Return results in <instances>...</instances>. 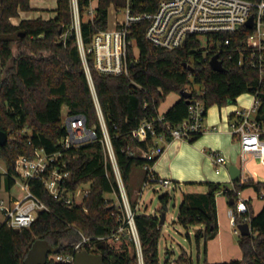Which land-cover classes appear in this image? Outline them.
<instances>
[{
	"label": "trees",
	"instance_id": "obj_1",
	"mask_svg": "<svg viewBox=\"0 0 264 264\" xmlns=\"http://www.w3.org/2000/svg\"><path fill=\"white\" fill-rule=\"evenodd\" d=\"M30 1L0 0V130L8 134L7 143L0 146V159L6 165V171L0 173V186L4 176L7 189H11L18 177L16 161L19 156H33L35 149L41 148L47 153L62 152L60 165L71 172L65 184L66 190L75 192L82 185H87L89 191L80 204H67L55 199L40 180L31 179V190L49 210L40 212L28 228L14 229L6 222L0 223V264H24L37 239L47 240L59 248L57 254L66 255L82 240V235L91 238L92 248L87 246V249L103 255L106 264H140L137 251L131 252L129 244H125L126 231L132 237L126 214L107 196L115 194L122 200L103 142L97 101L128 199L135 211L142 264H161L159 242L163 225L160 224V216L138 212V200L133 198L136 167L153 165L159 157L149 160L141 156L140 150H150L157 140L149 134L145 141H140L132 132L144 121L160 114L159 106L171 92L180 94L183 89L189 90L191 79L200 85L203 92L200 94L191 89L192 95L201 97L207 108L214 103L220 107L234 104L241 94L257 92L258 118L264 119V83L260 84L259 72L238 64L237 47L251 30L242 28L236 33L221 36L222 40L229 37L231 43L226 46L228 53L219 56L225 71H216L209 63L214 53H206L200 40L191 37L183 47L166 50L146 39L148 22L141 21L132 28L131 38L138 55L135 58L132 48L129 50L128 75L100 73L94 67L92 55L88 54L93 91L80 53L72 0H58L54 17L22 19L19 24H13L12 17L19 16L20 11L31 10ZM92 1L77 0L79 34L86 48L99 30L108 28L110 6L119 11L128 2L96 0L97 6L91 13ZM159 1L129 0L134 14L154 12ZM132 82L137 87L132 86ZM64 105L68 114L85 116L87 127L94 128L97 133L93 141L70 149L61 148L60 141L67 133L62 115ZM188 107L186 99L180 97L163 113L165 120L173 125L181 123L188 116ZM156 129L158 134L162 133L159 125ZM165 139L172 140L168 133H165ZM206 185V192H184L177 214V221L184 227L199 226L195 231L198 246L202 241L206 244L219 232V192L234 198L231 204L234 210L235 191L252 187L259 195L262 194L264 200V181L250 179L241 183L238 180L234 182V189L217 182H206ZM171 197L166 192L159 199L162 204H168ZM247 202L249 211L236 213L235 218L237 224L246 219L252 226L251 234L239 236L242 258L216 263L205 259L204 264H264V204L255 213L251 199ZM162 211L163 206L159 209ZM121 225L125 226L126 235L121 236L122 244L116 247L108 240ZM55 255L49 254L46 264H74L57 261ZM181 261L192 263L185 251L177 260L178 263Z\"/></svg>",
	"mask_w": 264,
	"mask_h": 264
},
{
	"label": "built area",
	"instance_id": "obj_2",
	"mask_svg": "<svg viewBox=\"0 0 264 264\" xmlns=\"http://www.w3.org/2000/svg\"><path fill=\"white\" fill-rule=\"evenodd\" d=\"M72 4L80 53L93 91L88 54L92 55L94 67L100 73L128 75L129 50L132 48L135 58L138 55V49L131 38L132 28L135 24L144 20L148 22L145 37L155 46L173 50L183 47L189 38L194 37L200 40L202 48L203 41L208 46L204 48L206 53L219 54V56L228 53L226 46L231 43L229 37L224 40L221 39L223 34L236 33L242 28L250 29L251 33L246 40L237 47L239 53L238 64L255 68L259 72L260 84L264 83V0H160L154 12L143 14H134L128 0L127 5L124 7L123 18L117 19L113 28L99 30L87 48L84 46L79 34L80 21L77 0H72ZM90 12L93 13L92 8ZM251 16H253V26L249 28L247 22ZM229 58H231V55H229ZM188 91L191 92V89ZM200 94H203V92L201 91ZM251 94L250 107L244 110H236L231 114L228 123L230 133L237 137L240 145L241 183L252 179V173L257 174L264 171V119L258 118V93ZM97 109L104 135L103 142L116 174L126 210L127 223L130 226V233L136 245L139 262L142 264L141 243L134 219L135 211L128 199L98 101ZM206 115L205 101L199 96L191 95L188 116L181 123L173 125L167 122L163 113L152 120L144 121L139 128L132 132L133 136L140 141H145L148 135L151 134L156 138L157 143L148 151L140 150L141 156L149 160L159 156L163 152L159 141L165 139V133L170 134L172 140L190 141L196 138L206 130L204 123ZM64 124L67 133L60 141L63 150L91 142L97 137L96 130L87 127L86 118L82 114L67 115ZM157 125L161 128L162 133L160 134L157 132ZM215 129L216 127L212 128V130ZM61 156L62 152L47 153L41 148L35 149L33 156H19L16 161L18 173L16 182L20 179L21 190L24 194L13 201L12 204H7L3 200L0 202V210L4 212V222L7 226L14 229L28 228L40 212L49 210L46 203L31 190L29 184L31 179L40 180L55 199L64 201L67 204H80L82 202L89 191L88 186L83 190L80 200L76 197L79 188L75 192L66 190L65 184L69 180L71 172L66 170L64 165H60ZM212 156L216 174H220L228 168L229 162L225 155L213 151ZM143 168L146 171L143 188L152 183H159L165 187L173 185L170 179L157 177L153 173L152 165L146 164ZM246 172H249V177L245 176ZM235 193L236 210L232 208L230 216L232 224L235 226V232L240 234L235 221L236 213L244 214L249 211L247 202L249 198L244 197L242 191H235ZM244 222L249 221L245 219ZM125 230V226L121 225L109 240L120 241L121 236L125 234ZM90 239L82 235V240L75 245L71 253L66 255L56 254L54 258L57 261L74 263L75 254L78 251L87 249V246L92 248L89 243Z\"/></svg>",
	"mask_w": 264,
	"mask_h": 264
},
{
	"label": "crops",
	"instance_id": "obj_3",
	"mask_svg": "<svg viewBox=\"0 0 264 264\" xmlns=\"http://www.w3.org/2000/svg\"><path fill=\"white\" fill-rule=\"evenodd\" d=\"M57 4H58V0H31L30 1L31 10L20 11L19 16L12 17L11 21L13 24L17 25L22 19H34L38 17H41L43 19H49L56 15L55 9L57 8ZM96 6H97V1L96 0L92 1L91 8L94 9ZM111 6L109 8V14H110ZM108 28H110L109 22H108ZM180 97H181L180 94L177 93V95L170 101L167 107L162 112L161 111L159 112L164 113ZM236 110L239 109H235V111ZM235 111H233L232 113H227L225 118L222 116V114L217 115L216 112H213V114H211L212 115L211 117L208 116L207 124L205 123L206 130L201 134L199 138L195 139L194 141L182 140V139H175V140L173 139L169 141L164 139L162 141H159V145L163 148V152L159 155L155 163L152 165L153 173L159 178H167L170 179L172 182H174L176 186L181 189L182 195L184 192H206L208 190V186L206 185V182H217L225 185L229 180L231 181L230 175L228 173V168L224 169L226 171L223 170L220 174L215 173V166L213 163L212 153L213 151H218L223 155H225L229 162V165L230 164H236L238 166L241 165L240 145L237 137L230 133V128L228 125L231 114H233ZM67 115H69L68 110H67ZM213 127H216V129L212 130ZM252 174H253L252 175L253 178L259 181L264 180V176L257 175L256 173H252ZM145 175H146V171L144 168L141 170H135L133 174V183L135 184L133 198L138 200L137 207L139 206V196L140 194H142V191L140 192V184H142L141 182L145 177ZM232 183L234 185V182ZM183 185L188 188L186 191L182 188ZM203 187H206L207 190L201 191V189H199ZM5 194L7 195L6 197L7 199H4V202H6L7 204H12L13 201L19 198L18 195L13 194L11 191H8V193ZM242 194L244 197L251 199V203L255 213H258L262 209L264 200L261 205L257 203V210H255L253 204V199L255 198V196L251 194L248 195L245 194L244 190L242 191ZM225 196H227L228 204L231 206L230 204L231 199L226 193L219 192L217 194V209L219 208L218 221L220 220V222L222 221L223 212L226 208L225 200H224ZM231 209L232 207L228 208L229 216ZM146 214H150V213H146ZM230 220H231V216H230ZM200 246L201 244L199 245V248ZM217 246L219 248V253L214 252L215 257L212 254H208V252L205 256V259L208 260V262L210 263L223 262V260L228 258V255L225 254V247H224L225 245L218 244ZM159 249H160V242H159ZM236 252L237 250L236 248H234L233 251V253L235 254L234 256H237L238 259H241L242 258L241 248H240V253L238 251L236 255ZM160 257H161V252H160Z\"/></svg>",
	"mask_w": 264,
	"mask_h": 264
},
{
	"label": "rangeland",
	"instance_id": "obj_4",
	"mask_svg": "<svg viewBox=\"0 0 264 264\" xmlns=\"http://www.w3.org/2000/svg\"><path fill=\"white\" fill-rule=\"evenodd\" d=\"M124 8L120 9L119 11L116 10L114 6H111L110 14H109V27H114L117 18L122 19L124 16ZM203 39V38H202ZM208 46L203 41V48H207ZM190 89L196 90L198 93L201 91V87L199 84H196L191 79V84H189ZM177 95V92H171L167 99L162 102V104L159 106V111H163L167 105L170 103V101ZM252 100V94L250 92H245L237 97L236 103L234 104H227L224 106H219L218 104H212L207 108V115L205 117L204 123L207 124V118L208 116L211 117L213 112H216L217 115L222 114V116L225 118L227 113H232L235 111V109L244 110L248 109L250 107V103ZM67 106L64 105L62 108V115H63V122H65L67 117ZM214 168V166H213ZM143 168L136 167L135 170H141ZM6 171V165L4 161L0 159V173H4ZM226 171V170H224ZM257 175L264 176V172H261ZM251 180L259 181L255 178H252ZM143 181L142 184H140V192L142 191V194L139 196V206L137 207V211L140 213H150L160 216L161 212H159V209L163 206V204L160 202V196L166 192H169L171 194V198L167 204L168 210L166 212V220L165 224L163 225V231L162 236L160 239V252H161V264H185L183 261L180 263L177 262L179 257L186 252V256L190 257L192 260L191 264H204L205 256L208 252V254L214 255V252L219 253L218 244H224L225 246V254L228 255V258L223 261H229L231 259H238L237 256H234L233 253L234 248H236L237 252L240 253V245H239V236L240 234H237L234 229L235 226L231 223L230 216L228 213V208L231 207L228 204V198L225 196V210L223 212L222 221L219 220V233L217 236L213 239H210L205 244L204 241L201 242V246H199L196 243L195 239V231L199 226H191V227H184L177 221V214H178V208L182 200V191L179 187L176 186V184L173 182V185L171 187H165L159 183H152L148 186L143 188ZM227 187L233 188V183L229 180L226 184ZM87 188V185H82L78 191L76 192V197L78 200L82 197V192L84 189ZM185 191L188 189L186 186L183 185L182 187ZM201 191H206L207 188H199ZM8 191H11L13 194L18 195L21 197L24 192L21 190V181L20 179L17 180L16 184L11 188V190L7 189L5 186V180L3 176V182L0 186V202L3 199H7V195L5 193H8ZM245 194H251L254 195L255 198L253 199L254 209L257 210V203L260 205L263 202L262 194L259 195L252 187L245 188L244 189ZM264 193V192H263ZM111 200H113L116 204V206H119L120 210L124 214H126V210L124 207L123 200H119V198L115 194H108L107 195ZM219 209V208H218ZM4 221V212L0 210V223ZM127 234V235H126ZM126 241L125 244H129V249L131 252L136 250V245L134 242V239L129 236V233L126 231ZM110 244H114L116 247H119L121 241L114 240H108ZM216 246V247H214ZM236 252V255H237ZM215 257V255H214Z\"/></svg>",
	"mask_w": 264,
	"mask_h": 264
},
{
	"label": "water",
	"instance_id": "obj_5",
	"mask_svg": "<svg viewBox=\"0 0 264 264\" xmlns=\"http://www.w3.org/2000/svg\"><path fill=\"white\" fill-rule=\"evenodd\" d=\"M253 16L247 22V27L252 28ZM23 34V33H21ZM210 66L216 71H225L223 61L219 58V54L213 55L209 60ZM191 69V66H190ZM1 81V78H0ZM132 86L137 87V84L132 82ZM191 92L186 89L181 90L180 96L184 97L187 103L190 102ZM8 141V134L5 131L0 130V146H4ZM228 173L231 181L235 182L241 179L242 171L241 167L236 164H230L228 166ZM234 203V198L230 200V204ZM168 210L167 203L163 204V211L160 214V224L164 225L166 220V212ZM240 230L241 236H246L252 233V226L250 222H241L237 224ZM59 248L52 246L47 240L37 239L33 242L29 249L24 264H46L49 254H57ZM74 264H106L103 255L99 253L91 252L87 249H82L75 254Z\"/></svg>",
	"mask_w": 264,
	"mask_h": 264
},
{
	"label": "bare ground",
	"instance_id": "obj_6",
	"mask_svg": "<svg viewBox=\"0 0 264 264\" xmlns=\"http://www.w3.org/2000/svg\"><path fill=\"white\" fill-rule=\"evenodd\" d=\"M262 172H263V171H262ZM259 173H261V172H259ZM259 173H257V174H259ZM245 176L249 177V176H250L249 172H246V173H245Z\"/></svg>",
	"mask_w": 264,
	"mask_h": 264
}]
</instances>
